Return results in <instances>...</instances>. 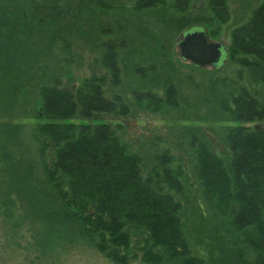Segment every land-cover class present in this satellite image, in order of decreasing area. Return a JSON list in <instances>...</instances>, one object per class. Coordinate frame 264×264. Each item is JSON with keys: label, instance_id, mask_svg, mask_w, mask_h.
<instances>
[{"label": "trees", "instance_id": "1", "mask_svg": "<svg viewBox=\"0 0 264 264\" xmlns=\"http://www.w3.org/2000/svg\"><path fill=\"white\" fill-rule=\"evenodd\" d=\"M180 1L175 4H185V0ZM208 1V17L199 13L194 21L211 28L217 22L225 24L229 19L226 0ZM165 3L134 0L133 6L141 10ZM96 7L104 8L102 13L113 9L105 0H0V70L4 69V56L13 61V49L35 44L32 38L37 26L44 31L37 32L38 37L48 31L51 45L60 40L63 49L71 52L67 39L54 32L61 28L62 15L70 13L75 15L70 16L72 20L81 17L91 25L88 18ZM187 23L186 17L172 21L179 27ZM82 27L77 28L81 33ZM117 47L106 41L101 55L106 73L83 78L74 90L55 84L39 87V100L32 111V117L42 121L34 131L39 158L29 164L33 175L37 166L41 168L52 188V192L46 191L52 196L46 206H54L55 211H47V217L59 227L73 228L81 240L116 264H130L139 257L148 264L166 260L203 264V259L192 254L184 230L181 215L188 200L182 195L187 183L181 165H174L175 158L168 149L143 159L142 151L132 152L121 140L117 130L120 124L113 126L104 119L125 118L130 113L121 97L109 98L104 90L108 84L120 85ZM226 52L231 62L246 69L251 82L264 85V1L231 30ZM132 95L138 109L153 114L180 107L169 79L163 97L149 91H134ZM218 108L225 122L237 125L223 127L226 150L221 155L214 153L208 142L197 146L196 140L191 142L196 147L195 172L201 199L214 218L228 221L230 238L220 249L225 257L221 264H264V127L243 125L264 122V102L242 87L221 98ZM9 127L8 133L18 131V125ZM32 181L33 176L30 185Z\"/></svg>", "mask_w": 264, "mask_h": 264}, {"label": "rangeland", "instance_id": "2", "mask_svg": "<svg viewBox=\"0 0 264 264\" xmlns=\"http://www.w3.org/2000/svg\"><path fill=\"white\" fill-rule=\"evenodd\" d=\"M105 1L113 9L102 13L104 8L96 7L88 18L95 24L88 25L81 17L72 20L70 16L75 15L70 13L62 15L61 28L54 32L67 39L71 52L63 49L60 40L51 45L48 31L38 37L37 32L44 31L37 26L32 38L35 44L22 43L23 47L13 49L11 62L4 56V69L0 70V264H116L81 240L73 228L59 227L48 219L47 211H55L54 206L47 209L52 196L46 191L52 192V188L41 168L37 166L33 175L29 164L39 158L34 131L42 121L33 118L32 111L39 100L40 85L74 90L83 78L105 74L101 55L106 41L118 44L120 85H106L105 94L121 97L130 113L125 118L104 116L105 121L120 124L117 130L121 140L132 152L142 151L143 159L158 150H169L174 165H181L187 183L182 195L188 202L181 216L192 254L203 259V264H221L225 257L220 249L230 238L228 221L214 218L202 202L195 172L196 147L191 142L196 140V146L208 142L214 153H224L222 129L237 123L223 120L218 101L244 87L264 102V85L251 82L246 69L228 57L217 66H195L183 60L178 41L186 28L200 26L206 27L210 42H220L229 49L231 30L245 22L251 9L264 0H226L229 19L212 28L194 21L199 13L208 17V0H185L184 5L165 0L166 5L141 10L135 9L134 0ZM185 17L188 25L172 24L174 19ZM104 28L108 32H103ZM168 79L176 88L178 109L153 114L137 108L134 91L163 97ZM14 124L18 131L8 133L6 128ZM243 125L261 128L264 122ZM31 176L35 179L32 185ZM176 199L182 201L180 195ZM58 229L59 233L55 231ZM166 261L163 264H173ZM130 264L148 263L139 257Z\"/></svg>", "mask_w": 264, "mask_h": 264}, {"label": "water", "instance_id": "3", "mask_svg": "<svg viewBox=\"0 0 264 264\" xmlns=\"http://www.w3.org/2000/svg\"><path fill=\"white\" fill-rule=\"evenodd\" d=\"M178 46L180 57L195 66H217L227 57L222 43L210 42L206 30L200 26L185 29Z\"/></svg>", "mask_w": 264, "mask_h": 264}]
</instances>
